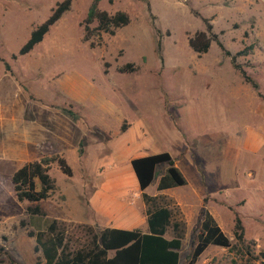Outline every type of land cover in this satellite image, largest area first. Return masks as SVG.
I'll return each instance as SVG.
<instances>
[{"label":"rangeland","instance_id":"obj_1","mask_svg":"<svg viewBox=\"0 0 264 264\" xmlns=\"http://www.w3.org/2000/svg\"><path fill=\"white\" fill-rule=\"evenodd\" d=\"M62 1L0 0V264L10 258L45 264L28 233L45 229L51 220L64 223L78 245L86 239L81 220L99 232L117 215L120 224L134 213L143 217L130 160L162 152L170 154L186 180V186L156 195L154 202L170 208L172 222L183 231L179 264H189L202 210L211 213L231 247L209 246L195 264H259L264 253V0H100V10L123 12L129 24L86 42L83 21L92 0H72L43 40L20 55L31 31ZM205 21L225 50L244 52L236 64L257 89L214 41L205 54L190 49L189 39L206 32ZM47 150L46 156L65 159L71 176L53 163L49 175L55 192L39 203L19 202L12 174ZM166 167L157 166L145 194H156ZM98 192L102 213L90 204ZM29 207L43 214H31ZM236 216L243 244L233 235ZM172 236L170 228L166 237Z\"/></svg>","mask_w":264,"mask_h":264},{"label":"trees","instance_id":"obj_2","mask_svg":"<svg viewBox=\"0 0 264 264\" xmlns=\"http://www.w3.org/2000/svg\"><path fill=\"white\" fill-rule=\"evenodd\" d=\"M100 0H92L87 15L83 21V41L90 40L101 33L114 35L121 27L129 24V17L123 12L109 14L98 8ZM72 0H63L52 10L50 16L30 33L26 43L19 50L20 55L28 54L61 16L69 10ZM206 22V32H197L190 38L188 45L197 54H205L212 41L230 57L231 65L238 71L243 80L257 89L256 83L246 75L244 70L236 64V57L244 52L232 55L225 50L222 43L212 32V26ZM96 23L93 28L91 24ZM61 112L77 120V115L71 110L60 109ZM44 152L35 161L25 163L11 176V183L15 196L19 202L39 203L48 199L56 190V184L49 175L50 166L56 163L59 170L66 176H71V168L61 156H46ZM166 164L164 173L159 177L157 191L181 187L186 185V180L175 166L174 160L167 152L147 155L130 160L131 169L137 180L138 189L143 192L157 177V166ZM39 185V189H37ZM142 198L147 206V232L138 229L124 230L106 228L99 232L90 226H81L85 230V240L78 245L72 244V237L67 234L65 224L58 220H51L44 230L29 232L35 238V252H40L45 264H179L180 249L183 231L180 224L172 222V210L168 207H156V197L142 193ZM31 214H43L39 208L29 207ZM203 218L197 243L194 246L189 264H195L200 255L209 246L221 248L231 247L230 240L225 236L213 216L207 210H202ZM173 236L166 237L169 229ZM237 243H244L243 227L236 216L233 231ZM4 248L0 245V256ZM259 264H264V253L260 254ZM9 264L17 263L11 258Z\"/></svg>","mask_w":264,"mask_h":264},{"label":"crops","instance_id":"obj_3","mask_svg":"<svg viewBox=\"0 0 264 264\" xmlns=\"http://www.w3.org/2000/svg\"><path fill=\"white\" fill-rule=\"evenodd\" d=\"M134 173H132L131 172V175H132V181L134 182L135 181V179L136 178H134V176L135 175H133ZM137 181V180H136ZM157 183H158V181H157ZM120 185L121 184H119V183H117V182H112L111 183V186H113V188L114 189H119L120 188ZM184 186H186V185H184ZM181 187H183V186H181ZM176 188V187H175ZM147 189V188H146ZM145 189V190H146ZM173 188H170V189H165V190H162V191H157L156 192V194H153V196H151V197H156V200H157V196L156 195H160V194H164V193H168L169 191H171ZM144 190V191H145ZM144 191L143 192H140V194H141V196H142V193H144ZM99 194H100V192H98V193H95V195L91 198V200H90V204H91V207L96 211V212H99V213H102L103 211H104V207L103 206H101V204L99 203ZM149 196V195H148ZM115 201H116V199H115ZM114 202L112 201L110 204L112 205ZM107 207V206H106ZM143 209H145V210H147V206L145 205V203H144V201H143ZM127 211V212H126ZM127 213V214H130V212H132L131 210L129 211L128 209H124V213ZM211 214V213H210ZM112 216V215H111ZM143 216V215H142ZM113 217V216H112ZM119 215H117V216H115V217H113V220H111V221H113V222H111V221H109L108 223H109V225L108 226H106V227H103L101 230H103V229H106V228H113V229H124V230H133V229H142L141 230V232H147V223H146V219H147V214H146V212H145V215L143 216V217H141V214H140V217L138 216V214H136V213H134V215L133 216H130L129 218H128V220L125 222L124 221V223H122V224H120V222H119ZM64 221H76V220H66V219H64ZM80 222H83L84 224L83 225H86V226H90V227H92L93 229H95L94 227H95V225L93 224V223H89L88 221H83V220H81ZM112 223V225H110ZM41 230H44V229H41ZM37 231H39V230H37ZM33 240H34V242H32V250L34 251V247H35V245H36V242H35V238L34 237H31ZM21 242H23L22 240L20 241V242H18L17 243V245L18 246H20V244H21ZM0 245L2 246V247H4L2 244H1V242H0ZM35 252V251H34ZM35 253H40V252H35ZM40 257H41V259L43 260V262L45 263V260L43 259V257H42V255H41V253H40Z\"/></svg>","mask_w":264,"mask_h":264}]
</instances>
